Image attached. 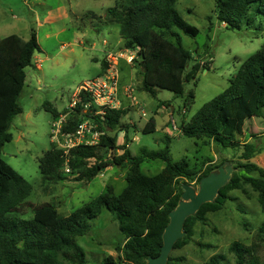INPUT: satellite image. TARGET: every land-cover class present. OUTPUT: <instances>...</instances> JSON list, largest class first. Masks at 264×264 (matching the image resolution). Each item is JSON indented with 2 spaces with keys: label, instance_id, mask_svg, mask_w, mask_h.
<instances>
[{
  "label": "trees",
  "instance_id": "trees-1",
  "mask_svg": "<svg viewBox=\"0 0 264 264\" xmlns=\"http://www.w3.org/2000/svg\"><path fill=\"white\" fill-rule=\"evenodd\" d=\"M179 0H115V6L100 18L107 27L117 26L125 42V49L136 52L134 64L138 69L140 90L156 96L157 89L184 96L186 83L194 81L203 67L194 61V55L182 45L181 33L196 38L199 30L188 24L176 10ZM218 19L232 30L256 27L264 31L258 19L264 17V0H216ZM256 10L252 12V7ZM89 16V15H88ZM93 16V15H91ZM95 17V16H93ZM37 36L33 31L29 40L19 36L0 37V264H88L87 254L78 240L93 232V222L107 210L124 238L118 252L125 264H147L157 258L163 246V234L169 225V215L182 199V186L200 181L220 166L209 165L204 170L191 167L186 159L172 162L168 147L155 153L142 151L139 156L128 149V143L116 145L114 131L128 130L122 120L124 110H108L96 116L99 108L89 94L82 91L77 98L74 116L64 126V133H74L84 119L92 118L104 133L98 145L79 146L68 155L56 145L40 159V172L44 181L63 180L66 167L76 181L90 183L109 168H128L127 186L118 195L112 191L101 194L90 203L62 217L52 204L33 207V218L20 216L33 187L5 160L2 150L13 140L10 133L14 119L23 113L20 98L27 73L34 56L40 52ZM107 71L109 64L102 63ZM191 91L185 107L193 102ZM90 104L88 109L84 105ZM46 107V105H45ZM47 108V107H46ZM58 118V112L51 110ZM264 117V44L243 63L229 87L220 96L205 104L189 122L182 126L188 138L206 139L224 150L241 147L237 135L242 134L246 122ZM155 130L152 122L144 133ZM240 171L221 189L214 203L202 206L187 219L185 238L174 248L182 249L195 234L198 223H206L209 214L222 211L230 200V192L250 185L258 194L264 213V169L251 160L259 152L254 144H244ZM116 151L122 152L117 155ZM146 160H159L166 164L160 174L149 177L142 172ZM67 162V163H66ZM209 162H207L208 164ZM207 164L205 166H207ZM259 242L264 246V224L259 228ZM232 252L235 264H247L251 249L234 243ZM222 257H214L210 264H223ZM170 256L168 264H175ZM111 258L106 264H112ZM250 264H258L255 260Z\"/></svg>",
  "mask_w": 264,
  "mask_h": 264
},
{
  "label": "rangeland",
  "instance_id": "rangeland-1",
  "mask_svg": "<svg viewBox=\"0 0 264 264\" xmlns=\"http://www.w3.org/2000/svg\"><path fill=\"white\" fill-rule=\"evenodd\" d=\"M5 1L4 4L12 8L11 16H22L28 21L5 27L2 26L4 22H0V37L16 35L29 40L34 31L41 49L34 58L42 60L40 70L36 68V59L26 69V84L20 98L23 113L14 119L10 128L13 140L2 150V159L33 187L27 200L32 207L22 206L20 216L31 219L33 207L52 204L60 216L67 217L110 190L113 195H120L127 186L128 168H109L90 183L76 181L67 173L66 167L62 169L63 180L45 182L40 172V159L55 145L61 149L52 140V127L57 118L51 110L59 112L58 117L64 116L66 121L71 119L77 92L85 82L100 76L105 52L115 50L124 56L127 53L120 47L123 42L119 28L107 27L100 21L107 10L115 6V0H29V5L24 0ZM63 8L67 16L59 17L55 23L46 22L48 13L61 15ZM176 10L188 24L199 30L196 38L181 33L182 45L194 55L192 64L197 61L206 68L199 71L194 81L186 83L184 96L157 89L153 97L140 90L139 77L133 74L129 89L133 93V107L124 110L127 115L122 120L128 130H117L110 136L116 138L117 146L128 143V149L137 156L143 150L155 153L168 147L174 163L186 159L198 170L229 163L234 173L240 171L241 163H246L241 158L242 146L250 143L259 149L251 162L264 169V117L246 122L243 133L237 135L241 147L236 150H224L210 140L188 138L182 134L183 124L205 104L222 95L243 63L262 48L264 31L246 26L240 31L230 29L218 19L216 0H179ZM253 10L256 5L251 13ZM261 23L264 26V17L258 19L256 26ZM119 66L120 77L132 75L123 61ZM134 73H137L136 69ZM191 91L195 98L186 108ZM150 122L155 130L146 134L143 129ZM116 154L122 152L116 151ZM165 166L159 160H146L141 169L145 175L154 177ZM184 182L199 189L196 182ZM229 196L222 211L209 214L206 223H198L189 242L172 252L171 257L180 259L175 264H210L214 257H222L223 264H235L236 257L231 250L234 243L251 249L253 255H247V264L255 260L264 264V246L259 242L264 213L258 194L250 185H244ZM93 225V232L78 240L87 254L88 264H106L109 258L113 260L112 264H125L118 252L124 238L111 221V214L104 210Z\"/></svg>",
  "mask_w": 264,
  "mask_h": 264
},
{
  "label": "built area",
  "instance_id": "built-area-1",
  "mask_svg": "<svg viewBox=\"0 0 264 264\" xmlns=\"http://www.w3.org/2000/svg\"><path fill=\"white\" fill-rule=\"evenodd\" d=\"M136 52L127 51L126 55L120 53H111L107 56L109 67L106 73L99 78L93 79L83 85L76 94V99L80 92L84 91L91 96L93 102L97 105L99 110L96 116L105 115L108 110H119L121 109L120 99V75L118 71V63L121 59H124L128 63H133L136 59ZM132 91L128 90L129 99H132ZM75 108L76 102L73 103ZM90 104L84 105L85 109H88ZM67 123L64 116L57 118V121L52 127V140H55L59 144L61 150L64 151L65 155H68L70 150L79 146H95L98 145L100 138L104 135L99 130L98 124L94 119H84L78 126L74 133L65 134L63 129ZM67 163V162H66ZM66 171L69 173V169L66 165Z\"/></svg>",
  "mask_w": 264,
  "mask_h": 264
},
{
  "label": "water",
  "instance_id": "water-1",
  "mask_svg": "<svg viewBox=\"0 0 264 264\" xmlns=\"http://www.w3.org/2000/svg\"><path fill=\"white\" fill-rule=\"evenodd\" d=\"M233 173V167L225 163L203 178L199 183V189L190 184L182 186V199L177 208L170 213V222L163 234L161 254L157 258H149L147 264H168L176 243L186 236L184 228L187 219L195 216L203 205L214 203L221 189L231 181Z\"/></svg>",
  "mask_w": 264,
  "mask_h": 264
},
{
  "label": "crops",
  "instance_id": "crops-1",
  "mask_svg": "<svg viewBox=\"0 0 264 264\" xmlns=\"http://www.w3.org/2000/svg\"><path fill=\"white\" fill-rule=\"evenodd\" d=\"M4 1L5 0H0V22H4V24L2 25L3 27H5V26H11V25H13L14 23H16V24H18L19 22H22L23 20H25L24 18H22V16H20V17H18V16H15V15H13V16H11L9 13H13L12 12V8H8V5H7V3H6V5L4 4ZM28 5H29V0H24ZM23 1V2H24ZM5 2H8V0H6ZM26 3H24V4H26ZM10 9V10H9ZM32 9V11H31V13H33V7L31 8ZM67 16V11L63 8V14H61V15H56V14H54L53 12H50V13H48V15H47V18H46V22H50V23H55L57 20H58V18L59 17H62V16ZM28 20L26 19L25 20V22H27ZM120 33V32H119ZM31 37V36H30ZM121 37V36H120ZM122 39V38H121ZM122 44H121V49L122 50H126V51H129V50H127V49H125V42H124V40L122 39ZM115 50H109V51H107V52H105V55H104V58H103V60H102V62L101 63H103V61H105L106 62V64L108 65L109 63H108V59H107V56L109 55V54H111V53H115L114 52ZM35 57V56H34ZM34 59H36V58H34ZM34 61V60H33ZM94 61H98V59H94ZM120 61H123V64L126 66V67H128V68H130V70H131V74L132 75H130V76H122L121 75V77H120V79H121V91H120V99H121V103H122V109L123 110H126V108H130V107H133V104L131 103L132 101H133V93L131 94L132 95V99L130 100L129 99V93H128V90L130 89V84H131V81H132V79H133V74H134V76H136L137 77V75H138V69L136 68V66H135V64L134 63H128L125 59H121ZM119 61V62H120ZM41 63H42V60H40V59H36V68L38 69V70H40L41 69V67H42V65H41ZM118 68H120V66H119V63H118ZM136 69V71H137V73H134V70ZM119 71V70H118ZM120 72V71H119ZM106 73V70L103 68V65H102V72H101V74H100V76H98L97 78H99V77H102L104 74ZM119 75H120V73H119ZM96 79V78H95ZM130 79V80H129ZM127 81H130L129 83L127 82ZM85 83H87V82H85ZM58 114H60L59 112H58ZM205 142V140H203V143Z\"/></svg>",
  "mask_w": 264,
  "mask_h": 264
}]
</instances>
